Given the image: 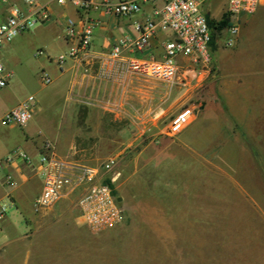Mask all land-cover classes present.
I'll return each instance as SVG.
<instances>
[{
  "label": "crops",
  "instance_id": "obj_1",
  "mask_svg": "<svg viewBox=\"0 0 264 264\" xmlns=\"http://www.w3.org/2000/svg\"><path fill=\"white\" fill-rule=\"evenodd\" d=\"M118 1L110 0L112 4ZM130 1L140 4V12L119 18L88 14L71 4L60 6L55 0H42L54 20L38 26L36 36L29 32L20 35L0 53V61L7 62L11 59L9 53L17 48L16 42L29 39L43 43L53 40L48 49L59 51L55 57L44 49L36 51L35 56L47 62L33 68V74L39 76L37 84L27 80L19 90L22 93L28 89L32 94L22 98L16 95L10 89L15 75L7 70L10 90L3 93L0 89V126L10 128L0 137V160L18 147L30 158L24 163L13 157L0 172V203L11 200L15 205L13 216L7 215L0 231V264H13L24 247L37 264V245L52 248L61 245L64 238L70 242L72 236L85 231L76 205L80 190L64 194L39 214L33 211V202L43 191L40 156L46 143H50L56 156L86 166L119 155V162L126 161L123 154L134 149L136 180L144 182V175L150 172L151 202L161 208L157 210L160 213L182 205L179 199L199 190L207 173L214 174L217 196L226 205L259 207L264 212V1L258 12L245 20L235 49L218 42L215 73L208 77L201 93L203 110L175 140L161 135L156 119L165 122L175 115L176 87L132 71L127 63L133 58L162 62L164 43L170 34L157 27L141 52L131 53L128 49L121 60L110 57L115 43L136 39L135 26L165 3ZM227 3L228 0H212L206 11L222 19ZM9 4L22 5L23 0H10ZM8 8V4L0 7V22L7 18ZM86 18L99 23L90 56L58 66L54 59L75 46L65 37L66 20ZM42 70L52 79L48 86L40 79ZM187 94L184 92L180 99V108L189 100ZM30 97L34 98L31 121L23 128L3 125L2 117ZM21 220L28 230L23 236L17 231ZM9 246H13L15 256L5 258L1 252Z\"/></svg>",
  "mask_w": 264,
  "mask_h": 264
},
{
  "label": "built area",
  "instance_id": "obj_2",
  "mask_svg": "<svg viewBox=\"0 0 264 264\" xmlns=\"http://www.w3.org/2000/svg\"><path fill=\"white\" fill-rule=\"evenodd\" d=\"M58 5L71 4L86 13H95L119 18H130L140 12L137 1L120 0L112 4L110 0H55ZM154 3L157 0H142ZM212 0H165L163 7L155 10L145 22L137 24L138 37L132 41L119 40L111 48L110 57L121 60L125 51L141 52L149 45V40L159 27L170 34L164 43L165 58L160 63H148L133 58L127 61L129 68L137 73L163 80L172 87H181L187 91L189 100L182 105L180 112L168 124L160 118L161 135L175 140L185 131L192 119L202 112L201 93L208 77L215 73V54L212 49V30L207 19V5ZM264 0H228L225 15L229 26L220 33V41L227 49H233L238 42L245 20L255 15ZM10 0H0V7L8 4V16L0 22V53L3 48L13 43L16 38L30 32L34 27L45 25L54 19L42 0H23V4H9ZM98 22L88 18L65 22V37L75 43L67 54L54 60L62 67L70 60H83L90 56L92 38ZM40 79L46 86L52 83L50 76L40 71ZM9 84V75L0 63V89ZM34 98L30 97L16 109L6 113L1 122L5 126L25 127L32 119ZM17 157L24 163L30 158L18 147L7 157L0 160V172ZM119 157L109 158L100 168L73 163L52 153L50 143L43 146L40 156V178L43 183L41 195L33 202V211L39 214L55 205L66 193L80 194L76 199L79 209V223L96 232H105L117 227L125 213L115 195L111 183L116 180L114 168ZM112 174V176H111ZM109 181V182H108ZM13 201L0 203V231L9 210L14 208Z\"/></svg>",
  "mask_w": 264,
  "mask_h": 264
},
{
  "label": "rangeland",
  "instance_id": "obj_3",
  "mask_svg": "<svg viewBox=\"0 0 264 264\" xmlns=\"http://www.w3.org/2000/svg\"><path fill=\"white\" fill-rule=\"evenodd\" d=\"M207 14L213 20H220L216 14ZM37 27L29 34L36 36ZM20 42H16L17 48L9 53L11 59L0 63L15 75L10 82L11 88H3L2 92L11 89L22 98L33 92L24 89L20 93L25 81L32 80L37 84L35 81L39 79V76L33 74V68L47 62L43 57H36V51L47 50L52 57L59 51L48 49L47 46H51L53 40L49 43L37 39ZM179 88L176 87L173 117L180 112V99L185 92ZM13 101L9 100L8 106ZM172 118L163 123L168 124ZM9 129L0 126V137ZM123 155H126L127 160L119 162L114 168L117 175L115 182L108 181L115 195L121 199L120 205L125 213L123 221L105 232L85 227V231L72 236L70 242L64 238L61 245L52 248L37 245L34 249L38 252L37 264H264L262 208L226 205L217 196L214 174L207 173L206 181L199 190H192L191 195L179 199L182 205L170 207L169 213L157 212L161 208L151 202L150 172L144 175V182H138L133 161L134 149L130 152L127 150ZM120 159L121 155L118 161ZM107 160H99L89 167L100 168ZM14 211L9 210L7 215L12 217ZM17 231L21 236L28 233L22 220ZM12 247L2 251V256H15ZM25 248L16 254L13 264H36L34 257H29ZM48 259L51 261L48 262Z\"/></svg>",
  "mask_w": 264,
  "mask_h": 264
},
{
  "label": "trees",
  "instance_id": "obj_4",
  "mask_svg": "<svg viewBox=\"0 0 264 264\" xmlns=\"http://www.w3.org/2000/svg\"><path fill=\"white\" fill-rule=\"evenodd\" d=\"M207 19L212 30V49L215 54V47L220 39V33L229 26V19L226 15H224L219 21L213 20L209 16H207Z\"/></svg>",
  "mask_w": 264,
  "mask_h": 264
},
{
  "label": "water",
  "instance_id": "obj_5",
  "mask_svg": "<svg viewBox=\"0 0 264 264\" xmlns=\"http://www.w3.org/2000/svg\"><path fill=\"white\" fill-rule=\"evenodd\" d=\"M119 201H121V199H119Z\"/></svg>",
  "mask_w": 264,
  "mask_h": 264
}]
</instances>
